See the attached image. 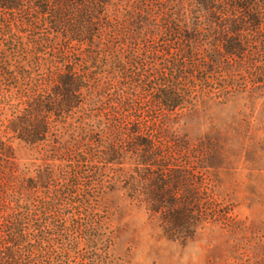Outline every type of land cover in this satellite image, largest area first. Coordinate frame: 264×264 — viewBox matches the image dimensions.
<instances>
[{
    "label": "trees",
    "instance_id": "16d2710c",
    "mask_svg": "<svg viewBox=\"0 0 264 264\" xmlns=\"http://www.w3.org/2000/svg\"><path fill=\"white\" fill-rule=\"evenodd\" d=\"M109 1L0 0V18L10 15L45 25L46 33L35 41V52L50 48L49 54L61 63L37 73L30 93L24 92L25 99L5 124L11 136L0 134V264H58L50 260L56 250L46 235L66 229L65 221L54 220L57 208L61 210L66 196L81 184L80 178H89L88 172L93 175L108 164L119 165L116 173L123 164L132 165L128 174L118 172L113 178L122 182L130 199L144 203L158 216L168 239L185 243L207 224L227 225L233 219L231 208L215 198L214 185L203 171L210 166L208 156L204 157L205 145L190 146L186 139L169 133L161 120L194 107L210 79L228 94L233 76L227 65H246L256 74L253 82L264 81V0H188L187 8L178 7L176 0H164L161 6L178 10L159 9L161 13L151 14L147 8L150 19L136 6L140 15L136 19L147 21L149 33L134 41V45L142 41V49L130 50L134 65L130 94L122 90L116 104L109 105L106 121L91 128L90 136L85 134L83 140L88 137V142L74 139L71 146L59 145L68 162L59 173L46 168L27 179L23 188L40 190L42 196L22 202L14 187L7 192V179L14 171L10 138L34 144L56 136L57 122L80 111L96 87L77 68L68 44L76 40L90 47L104 28L114 35L134 26L110 20L105 8ZM59 34L63 42L56 44ZM36 65L39 68L40 62ZM10 202L14 205L6 211Z\"/></svg>",
    "mask_w": 264,
    "mask_h": 264
},
{
    "label": "rangeland",
    "instance_id": "374dc122",
    "mask_svg": "<svg viewBox=\"0 0 264 264\" xmlns=\"http://www.w3.org/2000/svg\"><path fill=\"white\" fill-rule=\"evenodd\" d=\"M163 2L110 0L105 7L110 20H125V25L134 26L114 35L104 28L90 47L88 42L76 40L68 44L73 47L77 68L84 70L96 87L87 94L80 111L66 117L65 122H57L56 136L34 144L10 138L14 171L5 186L8 193L14 187L22 202L42 196L40 190L23 188L27 179L36 178L46 168L59 173L68 163L59 145L71 146L74 139L88 142V137L83 140L85 134L90 136L91 128L97 129L100 121H106L109 105L116 104L122 90L130 94L134 71L131 51L143 48L142 41L135 45L134 41L138 43L149 33L147 21L136 19L140 15L135 7L140 6L144 10L141 14L149 19L147 8L151 14L159 9L178 10L161 6ZM175 3L188 7V0ZM44 27L27 18H0V134L4 138L11 136L4 130L5 124L25 99L24 92L30 93L31 80L37 73L61 66L57 56L49 54L50 48L35 52L36 39L46 33ZM49 36L54 37L53 33ZM55 42H63L62 35H57ZM225 67L233 76L228 94L210 79L209 85L203 84L194 107L169 113L161 121L169 133L186 139L190 146L205 145L204 157L208 156L210 166L203 171L214 185L215 198L231 208L230 224H207L185 243L168 239L158 216L144 203L130 199L122 182L115 180L119 173L128 174L132 165L125 163L116 173L119 165L108 164L93 175L88 172L89 178H80L81 184L66 196L61 210L57 208L54 220L65 221L66 229L46 234L56 250L50 260L58 264H264V81L253 82L256 74L246 65ZM12 205L14 202L6 211Z\"/></svg>",
    "mask_w": 264,
    "mask_h": 264
}]
</instances>
